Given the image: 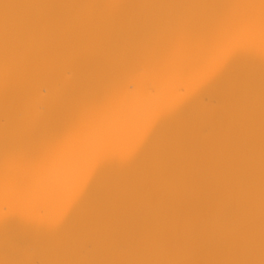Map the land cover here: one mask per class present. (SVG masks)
Masks as SVG:
<instances>
[{"label":"bare ground","instance_id":"1","mask_svg":"<svg viewBox=\"0 0 264 264\" xmlns=\"http://www.w3.org/2000/svg\"><path fill=\"white\" fill-rule=\"evenodd\" d=\"M0 264H264V0H0Z\"/></svg>","mask_w":264,"mask_h":264}]
</instances>
